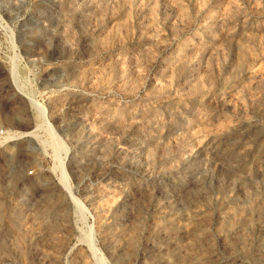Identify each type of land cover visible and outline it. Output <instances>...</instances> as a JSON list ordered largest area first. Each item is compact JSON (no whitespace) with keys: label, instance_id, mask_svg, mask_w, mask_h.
Segmentation results:
<instances>
[{"label":"rangeland","instance_id":"374dc122","mask_svg":"<svg viewBox=\"0 0 264 264\" xmlns=\"http://www.w3.org/2000/svg\"><path fill=\"white\" fill-rule=\"evenodd\" d=\"M0 264H264V0H0Z\"/></svg>","mask_w":264,"mask_h":264},{"label":"bare ground","instance_id":"6f19581e","mask_svg":"<svg viewBox=\"0 0 264 264\" xmlns=\"http://www.w3.org/2000/svg\"><path fill=\"white\" fill-rule=\"evenodd\" d=\"M33 101V100H32ZM37 109L36 110V117L38 118V122H37V127H41L43 125V123L45 124V110L43 108L42 105H40V107L36 106ZM30 134H34L35 130L28 132ZM56 169H59L61 171V175H60V179L64 180L65 179V171L62 167V164H58L56 166Z\"/></svg>","mask_w":264,"mask_h":264},{"label":"built area","instance_id":"2783aa9c","mask_svg":"<svg viewBox=\"0 0 264 264\" xmlns=\"http://www.w3.org/2000/svg\"><path fill=\"white\" fill-rule=\"evenodd\" d=\"M1 134H3V131H1Z\"/></svg>","mask_w":264,"mask_h":264}]
</instances>
